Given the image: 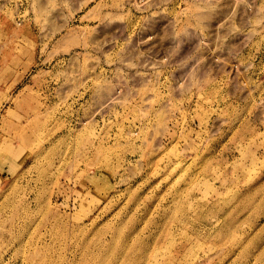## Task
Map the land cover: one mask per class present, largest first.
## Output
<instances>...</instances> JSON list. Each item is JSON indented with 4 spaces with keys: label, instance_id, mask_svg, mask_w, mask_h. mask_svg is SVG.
<instances>
[{
    "label": "rangeland",
    "instance_id": "rangeland-1",
    "mask_svg": "<svg viewBox=\"0 0 264 264\" xmlns=\"http://www.w3.org/2000/svg\"><path fill=\"white\" fill-rule=\"evenodd\" d=\"M0 264H264V0H0Z\"/></svg>",
    "mask_w": 264,
    "mask_h": 264
}]
</instances>
